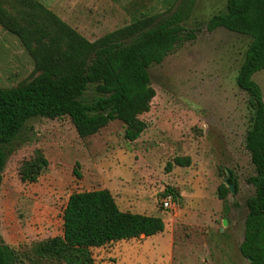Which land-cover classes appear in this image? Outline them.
<instances>
[{
	"label": "rangeland",
	"instance_id": "374dc122",
	"mask_svg": "<svg viewBox=\"0 0 264 264\" xmlns=\"http://www.w3.org/2000/svg\"><path fill=\"white\" fill-rule=\"evenodd\" d=\"M57 6L65 23L88 41L135 19L176 10L186 15L182 35L193 38L148 68L154 97L139 116L146 128L135 141L124 139L116 120L79 138L66 117L34 118L4 147L0 240L17 254L16 264H57L37 259L32 246L61 236L70 194L99 189L110 193L120 211L157 217L164 228L91 249L93 264H249L238 246L244 202L253 193L246 183L253 167L243 144L252 109L235 84L249 39L223 28L206 30L225 0H68ZM32 69L17 40L0 30V89L29 79ZM252 81L264 104V68ZM35 151L47 165L34 183H22L18 169ZM175 157H188L189 165L166 170ZM228 175L236 188L219 200L216 189ZM167 189L174 199L163 210L159 200Z\"/></svg>",
	"mask_w": 264,
	"mask_h": 264
},
{
	"label": "trees",
	"instance_id": "16d2710c",
	"mask_svg": "<svg viewBox=\"0 0 264 264\" xmlns=\"http://www.w3.org/2000/svg\"><path fill=\"white\" fill-rule=\"evenodd\" d=\"M185 17L179 10L166 17H142L88 41L38 0H0V30L17 40L33 64L29 79L0 89V173L4 147L34 118L66 117L79 138L116 120L124 126V139L135 141L146 128L139 116L148 112L154 97L147 70L183 39L193 38L182 35ZM217 28L249 39L235 76L236 87L249 97L252 109L243 144L253 167L246 179L253 194L245 201L238 251L249 264H264V104L252 81L264 68V0H225L224 11L206 23L208 32ZM46 165L35 151L18 169L20 182L34 183ZM172 165L188 166L189 158L175 157L165 169ZM226 182L236 187L230 175ZM165 193L174 199L170 189ZM228 193L223 183L216 189L219 200ZM163 228L157 217L120 211L106 189L76 192L62 210L61 236L34 244L31 252L57 264H93L91 249L150 237ZM16 259L0 240V264H16Z\"/></svg>",
	"mask_w": 264,
	"mask_h": 264
},
{
	"label": "crops",
	"instance_id": "0c3cea01",
	"mask_svg": "<svg viewBox=\"0 0 264 264\" xmlns=\"http://www.w3.org/2000/svg\"><path fill=\"white\" fill-rule=\"evenodd\" d=\"M45 8L53 12L57 17H59L62 21L66 22L63 17L57 12V5L59 2L68 1V0H38ZM67 23V22H66ZM68 24V23H67Z\"/></svg>",
	"mask_w": 264,
	"mask_h": 264
},
{
	"label": "built area",
	"instance_id": "2783aa9c",
	"mask_svg": "<svg viewBox=\"0 0 264 264\" xmlns=\"http://www.w3.org/2000/svg\"><path fill=\"white\" fill-rule=\"evenodd\" d=\"M172 200H173L172 195L164 192L159 200V205L163 210L170 209Z\"/></svg>",
	"mask_w": 264,
	"mask_h": 264
},
{
	"label": "water",
	"instance_id": "95a60500",
	"mask_svg": "<svg viewBox=\"0 0 264 264\" xmlns=\"http://www.w3.org/2000/svg\"><path fill=\"white\" fill-rule=\"evenodd\" d=\"M224 185L229 189V193L230 194H233V192H234V186L232 184L227 183L226 180L224 182ZM222 224H224V221H223ZM247 261H248V263L250 262L249 259H247Z\"/></svg>",
	"mask_w": 264,
	"mask_h": 264
},
{
	"label": "flooded vegetation",
	"instance_id": "af4514ba",
	"mask_svg": "<svg viewBox=\"0 0 264 264\" xmlns=\"http://www.w3.org/2000/svg\"><path fill=\"white\" fill-rule=\"evenodd\" d=\"M236 183V182H235ZM246 183H247V181H246ZM248 184V183H247ZM233 185V184H232ZM248 185H250V184H248ZM234 186V185H233ZM251 186V185H250ZM252 187V186H251ZM236 187H234V189H235ZM253 194V193H252ZM252 196V195H251ZM251 196H249V197H251ZM248 197V198H249ZM247 199V198H246ZM246 199H245V201H246ZM244 205H245V202H244ZM243 221H244V219H243Z\"/></svg>",
	"mask_w": 264,
	"mask_h": 264
}]
</instances>
